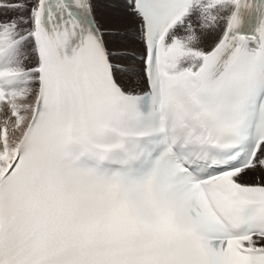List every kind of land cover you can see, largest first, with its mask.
Listing matches in <instances>:
<instances>
[{"label":"snow or ice","instance_id":"1","mask_svg":"<svg viewBox=\"0 0 264 264\" xmlns=\"http://www.w3.org/2000/svg\"><path fill=\"white\" fill-rule=\"evenodd\" d=\"M0 264H264V0H0Z\"/></svg>","mask_w":264,"mask_h":264}]
</instances>
